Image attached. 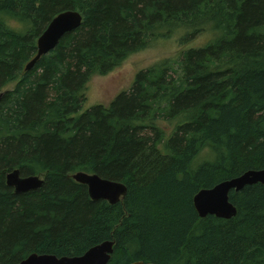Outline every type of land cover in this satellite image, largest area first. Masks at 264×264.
Listing matches in <instances>:
<instances>
[{
  "label": "trees",
  "instance_id": "trees-1",
  "mask_svg": "<svg viewBox=\"0 0 264 264\" xmlns=\"http://www.w3.org/2000/svg\"><path fill=\"white\" fill-rule=\"evenodd\" d=\"M67 11L82 25L26 71ZM178 29L213 38L83 111L93 77ZM0 96V264L106 241L109 264H264V185L230 193V220L194 206L199 191L264 169V0H0ZM14 170L44 186L15 194ZM78 172L127 195L92 201Z\"/></svg>",
  "mask_w": 264,
  "mask_h": 264
},
{
  "label": "water",
  "instance_id": "water-1",
  "mask_svg": "<svg viewBox=\"0 0 264 264\" xmlns=\"http://www.w3.org/2000/svg\"><path fill=\"white\" fill-rule=\"evenodd\" d=\"M83 23L78 11H67L56 16L37 41V54L26 65L30 71L43 57L52 52L60 40L68 33L77 30ZM1 97V96H0ZM72 178L88 189L92 201H106L110 205L119 204L127 195V186L121 182L103 179L96 174L78 172ZM45 180L41 176L23 177L19 170L6 175V184L13 188L15 194H23L39 190ZM264 185V169L250 170L239 177L223 181L211 189H203L194 197V206L201 219L215 216L230 220L237 215L236 207L230 202V193L240 192L246 186ZM113 241L103 242L79 257H57L51 254H31L18 264H109L114 251ZM132 264H153L142 261Z\"/></svg>",
  "mask_w": 264,
  "mask_h": 264
},
{
  "label": "rangeland",
  "instance_id": "rangeland-1",
  "mask_svg": "<svg viewBox=\"0 0 264 264\" xmlns=\"http://www.w3.org/2000/svg\"><path fill=\"white\" fill-rule=\"evenodd\" d=\"M12 26L20 28L16 23ZM186 35L188 32L185 29H178L167 38L152 41L147 48L131 54L110 73L93 77L87 85V101L83 111L96 105L108 106L119 94L131 89L140 71L163 60L177 58L182 50L201 47L213 38L209 30L194 36ZM13 87L14 85H11L7 89Z\"/></svg>",
  "mask_w": 264,
  "mask_h": 264
}]
</instances>
